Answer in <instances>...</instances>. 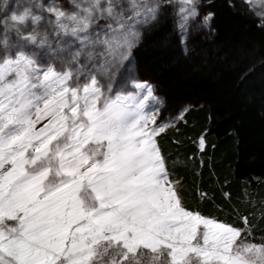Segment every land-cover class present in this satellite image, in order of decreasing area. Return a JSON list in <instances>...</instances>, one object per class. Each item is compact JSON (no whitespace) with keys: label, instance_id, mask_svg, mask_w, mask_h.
<instances>
[{"label":"snow or ice","instance_id":"6c2138e0","mask_svg":"<svg viewBox=\"0 0 264 264\" xmlns=\"http://www.w3.org/2000/svg\"><path fill=\"white\" fill-rule=\"evenodd\" d=\"M68 3L0 4V264H264L247 217L236 228L185 206L166 126L143 111L151 85L115 91L160 5ZM176 3L183 43L198 0ZM244 3L264 27V0Z\"/></svg>","mask_w":264,"mask_h":264},{"label":"trees","instance_id":"16d2710c","mask_svg":"<svg viewBox=\"0 0 264 264\" xmlns=\"http://www.w3.org/2000/svg\"><path fill=\"white\" fill-rule=\"evenodd\" d=\"M198 8L214 13L208 40L181 43L164 13L131 61L165 92V107L179 108L157 142L185 206L236 228L247 217L248 241L264 243V27L239 0H198Z\"/></svg>","mask_w":264,"mask_h":264},{"label":"rangeland","instance_id":"374dc122","mask_svg":"<svg viewBox=\"0 0 264 264\" xmlns=\"http://www.w3.org/2000/svg\"><path fill=\"white\" fill-rule=\"evenodd\" d=\"M12 2L13 0H8L9 4H12ZM45 2H47V0H45ZM154 2L160 5L157 17L155 20H151L148 23L137 25V29L141 33V35L154 22H157V18L162 19V14L167 13L170 18H173L172 30L180 36V33L176 27L177 21L179 19V17L177 16V12L179 10L180 5L176 3V0L173 1L154 0ZM239 2L243 5V7L246 10V13L250 17L261 23L260 18L254 14L255 11H260L259 8L255 10H250L249 5L244 3V0H239ZM3 3L4 0H0V4ZM58 3L62 4L64 7H69L68 0H58ZM197 10L199 15L194 20L189 21L188 31L185 39L192 40L197 38L204 42L208 40L212 34V30L210 27L211 24L209 23L207 26L204 25L203 18L208 13L206 10H200V8H198V3H197ZM118 79L120 80L121 83L126 82L128 84V87L125 89H121V86L118 83L115 88V91L123 90L125 92H136V90L131 87V83L133 81L147 82L149 85H151L153 89V96L155 97V99H149L148 101H146L145 108L143 109L145 114H147L148 116H155L156 118V124L151 126L163 125L166 126L167 128L168 126H173L175 120H178L179 108L169 109L171 107L167 108L168 106L165 107L163 105V100L161 98V95L164 94L165 92H162V90L159 89L160 86L158 85L157 82H156L157 84L155 85L154 82L152 83L151 81H149L147 79V76L140 69L133 68V61H131V57L124 62L123 67L121 68V76ZM144 94L145 93H140V96H143Z\"/></svg>","mask_w":264,"mask_h":264},{"label":"water","instance_id":"95a60500","mask_svg":"<svg viewBox=\"0 0 264 264\" xmlns=\"http://www.w3.org/2000/svg\"><path fill=\"white\" fill-rule=\"evenodd\" d=\"M161 1H173V0H161Z\"/></svg>","mask_w":264,"mask_h":264}]
</instances>
